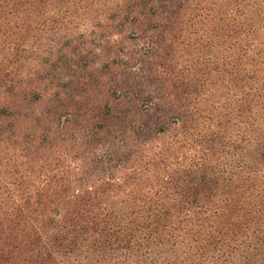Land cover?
<instances>
[{
	"label": "rangeland",
	"instance_id": "obj_1",
	"mask_svg": "<svg viewBox=\"0 0 264 264\" xmlns=\"http://www.w3.org/2000/svg\"><path fill=\"white\" fill-rule=\"evenodd\" d=\"M48 1L55 11L59 0ZM68 1L63 23L70 24L59 28L55 16L58 27L46 32H0V59L7 65L8 52L16 55L11 72L0 76V245L17 204L13 191L63 188H37L45 175L67 179L68 194H82L99 182L97 159L86 160L90 132L129 128L127 148L143 136L152 146L162 141L141 131L159 124L162 107L143 116L125 100L169 102L174 111L186 105L221 124L223 142L242 135L238 106L254 79L249 59L253 51L254 58L264 59V0ZM2 107L11 115L1 116ZM101 116L126 118L119 127L100 123ZM214 130L205 132L209 146L218 142ZM103 138L96 153L108 147ZM108 257L85 264H169L166 253ZM84 259L68 260L84 264ZM202 264H264V251L245 259L206 258Z\"/></svg>",
	"mask_w": 264,
	"mask_h": 264
},
{
	"label": "trees",
	"instance_id": "obj_2",
	"mask_svg": "<svg viewBox=\"0 0 264 264\" xmlns=\"http://www.w3.org/2000/svg\"><path fill=\"white\" fill-rule=\"evenodd\" d=\"M60 4L66 8L58 9ZM70 5L68 0H59L53 11L48 0H0V32H46L57 26L55 16L60 28L70 24L63 23ZM251 55L249 73L254 79L238 106L242 135L236 133L235 139L223 142L220 132L225 128L210 116L192 113L186 105L174 111L169 102L158 106L141 98L123 101L134 110H143V116H148L149 109L156 112L162 107L156 119L159 124L141 130L162 141L152 146L143 136L127 148L129 128L90 132L86 160L91 164L97 159L94 166L102 178L82 194L66 193L67 179L58 181L47 175L37 188H63L54 193L13 191L17 204L5 226L0 264H73L68 260L72 255L86 256L84 264L99 263L103 256L113 254L145 259L150 253H166L169 264L192 260L202 264L206 258L245 259L261 254L264 59L254 58V51ZM13 57L8 52L7 65L0 59V76L11 72ZM1 110V116L11 115L5 107ZM125 118L101 116L97 121L119 126ZM69 120L68 115L64 122ZM212 127L218 134L215 146L205 143V132ZM136 135L132 134L133 141ZM100 137L109 139L108 147L96 153ZM156 167L163 170L156 172ZM77 262L82 264V260Z\"/></svg>",
	"mask_w": 264,
	"mask_h": 264
}]
</instances>
